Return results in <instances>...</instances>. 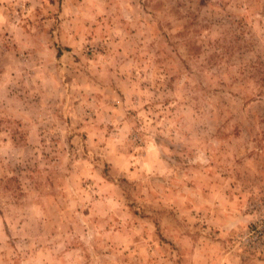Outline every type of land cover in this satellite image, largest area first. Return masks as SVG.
<instances>
[{
  "label": "rangeland",
  "instance_id": "1",
  "mask_svg": "<svg viewBox=\"0 0 264 264\" xmlns=\"http://www.w3.org/2000/svg\"><path fill=\"white\" fill-rule=\"evenodd\" d=\"M0 264H264V0H0Z\"/></svg>",
  "mask_w": 264,
  "mask_h": 264
}]
</instances>
